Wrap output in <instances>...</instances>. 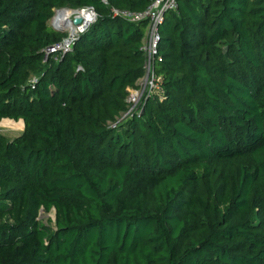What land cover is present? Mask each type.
<instances>
[{"label": "trees", "instance_id": "16d2710c", "mask_svg": "<svg viewBox=\"0 0 264 264\" xmlns=\"http://www.w3.org/2000/svg\"><path fill=\"white\" fill-rule=\"evenodd\" d=\"M148 2L0 0V120L22 121L0 135V264H264V0H177L159 92L116 122L146 22L111 10ZM85 6L45 55L54 9Z\"/></svg>", "mask_w": 264, "mask_h": 264}, {"label": "built area", "instance_id": "2783aa9c", "mask_svg": "<svg viewBox=\"0 0 264 264\" xmlns=\"http://www.w3.org/2000/svg\"><path fill=\"white\" fill-rule=\"evenodd\" d=\"M176 5L177 0H149L148 4L141 11H130L127 9L115 8L111 10L113 16H119L127 21L146 22V31L141 41V50L143 51L145 56L143 75L138 78L136 88L127 89L128 94L126 96V109L121 112L120 115L116 118V122H118V118H120V120H123L130 116L132 113H138L141 103L140 99L143 96H149L157 94L159 92L160 79L159 77L154 75L152 69L153 59L155 57V50L158 41L157 26L159 23H161L164 13L169 10H175ZM55 10L71 11V13H69V15L67 16L68 27L64 26L68 29V31L60 41L45 49V55H47L48 53L63 54L67 52L70 49L71 44L76 36L79 33L83 32L84 29L96 18V13L91 6H85L76 9L59 8ZM74 17H80L79 24H73L72 19ZM111 125L113 126L114 124Z\"/></svg>", "mask_w": 264, "mask_h": 264}, {"label": "rangeland", "instance_id": "374dc122", "mask_svg": "<svg viewBox=\"0 0 264 264\" xmlns=\"http://www.w3.org/2000/svg\"><path fill=\"white\" fill-rule=\"evenodd\" d=\"M55 13L52 18H50L47 22V24L60 32L67 33L68 29L64 27L63 24H60V18L59 16L61 13L65 10H58L56 11L54 9ZM72 18V17H71ZM52 21V22H51ZM56 27H54V26ZM63 25V26H59ZM145 28L143 29L144 32ZM118 121H121L120 118H118ZM22 130V121L21 120H13V119H8V118H2L0 120V135L5 136L6 138H12L16 135H18ZM38 219L42 222H47L49 219L51 222L54 219V210L50 209L48 212H44L43 210H40L38 213Z\"/></svg>", "mask_w": 264, "mask_h": 264}, {"label": "bare ground", "instance_id": "6f19581e", "mask_svg": "<svg viewBox=\"0 0 264 264\" xmlns=\"http://www.w3.org/2000/svg\"><path fill=\"white\" fill-rule=\"evenodd\" d=\"M69 13H71L70 10H65L59 16V18H60V24H63L66 27H68L67 16L69 15Z\"/></svg>", "mask_w": 264, "mask_h": 264}, {"label": "water", "instance_id": "95a60500", "mask_svg": "<svg viewBox=\"0 0 264 264\" xmlns=\"http://www.w3.org/2000/svg\"><path fill=\"white\" fill-rule=\"evenodd\" d=\"M72 22H73V24H75V25L79 24V23H80V17H74V18L72 19Z\"/></svg>", "mask_w": 264, "mask_h": 264}, {"label": "crops", "instance_id": "0c3cea01", "mask_svg": "<svg viewBox=\"0 0 264 264\" xmlns=\"http://www.w3.org/2000/svg\"><path fill=\"white\" fill-rule=\"evenodd\" d=\"M145 31H146V27H145L144 33H145Z\"/></svg>", "mask_w": 264, "mask_h": 264}]
</instances>
